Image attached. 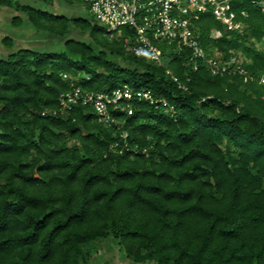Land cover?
I'll use <instances>...</instances> for the list:
<instances>
[{
  "label": "trees",
  "instance_id": "trees-1",
  "mask_svg": "<svg viewBox=\"0 0 264 264\" xmlns=\"http://www.w3.org/2000/svg\"><path fill=\"white\" fill-rule=\"evenodd\" d=\"M0 3L65 38L62 50L0 57V264H89L93 241L110 234L135 261L264 264V13L252 0H233L248 12L243 31L211 11L195 23L209 54H243L247 79L195 68L189 47L165 40L162 64L138 55L127 26L113 34L93 17ZM73 28L88 38L69 36ZM124 82L175 110L134 99L133 113L112 110V124L86 104L43 113L75 85Z\"/></svg>",
  "mask_w": 264,
  "mask_h": 264
},
{
  "label": "built area",
  "instance_id": "built-area-1",
  "mask_svg": "<svg viewBox=\"0 0 264 264\" xmlns=\"http://www.w3.org/2000/svg\"><path fill=\"white\" fill-rule=\"evenodd\" d=\"M88 4L90 11L114 33H121L122 26L132 30L130 45L134 53L148 56L162 64L164 62L163 48L160 41L176 44L178 47L190 48L189 58L198 68L199 61L208 64L212 73L240 72L247 73L245 66L237 56L222 59L216 54H209L200 42L196 29V21L206 11H211L228 29L243 31L245 24L240 16H247L233 8V0H79ZM264 13V0H252ZM221 34L219 29H213L212 35ZM178 48V51H180ZM167 72L177 80L178 77L171 68ZM64 76H67L65 73ZM249 76L246 74L245 78ZM252 77V76H251ZM261 81H264L262 76ZM134 99H146L165 111H174V105L163 96H157L152 88H136L128 82L115 87L111 91L87 90L75 85L64 92L57 108L46 109L43 113L53 111L68 113L77 104H86L94 108L100 120L112 124L117 117L112 110L133 113Z\"/></svg>",
  "mask_w": 264,
  "mask_h": 264
},
{
  "label": "rangeland",
  "instance_id": "rangeland-1",
  "mask_svg": "<svg viewBox=\"0 0 264 264\" xmlns=\"http://www.w3.org/2000/svg\"><path fill=\"white\" fill-rule=\"evenodd\" d=\"M23 3L33 4L36 7L53 11L55 13H64L69 16L74 15H84L88 17H93L99 24L107 28L103 21L98 19L89 9L87 3L79 0H19ZM21 14L25 19L21 24H15L13 21L6 26L5 30H1L0 39V57L6 56L10 51L16 49L20 46H28L42 51L47 50H62L64 48L65 38L50 33L47 30H41L35 27V25L30 22L25 13L21 11H16L15 14ZM14 14V15H15ZM14 23V24H13ZM106 32L101 31L100 34ZM9 35L13 39V46L11 43L8 44L4 42L2 37ZM69 36L78 38H88V35L81 32L80 30L73 28L69 32ZM264 46V42L258 44V46ZM238 60H242L243 54L238 52ZM96 245L97 250L93 254V258L90 259L89 264H154L152 260L147 261H135L133 258L128 256L119 243L118 239L110 234L107 237H102L93 241Z\"/></svg>",
  "mask_w": 264,
  "mask_h": 264
},
{
  "label": "crops",
  "instance_id": "crops-1",
  "mask_svg": "<svg viewBox=\"0 0 264 264\" xmlns=\"http://www.w3.org/2000/svg\"><path fill=\"white\" fill-rule=\"evenodd\" d=\"M16 11L18 10L14 6L0 3V39L2 36L1 30H5L6 26L12 22Z\"/></svg>",
  "mask_w": 264,
  "mask_h": 264
}]
</instances>
